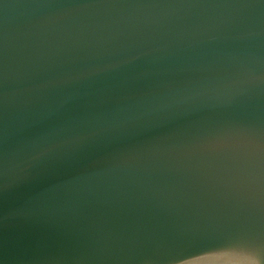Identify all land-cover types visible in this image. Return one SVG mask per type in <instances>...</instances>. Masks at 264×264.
Wrapping results in <instances>:
<instances>
[{
	"label": "water",
	"instance_id": "95a60500",
	"mask_svg": "<svg viewBox=\"0 0 264 264\" xmlns=\"http://www.w3.org/2000/svg\"><path fill=\"white\" fill-rule=\"evenodd\" d=\"M228 244L264 257V0H0V264Z\"/></svg>",
	"mask_w": 264,
	"mask_h": 264
},
{
	"label": "snow or ice",
	"instance_id": "6c2138e0",
	"mask_svg": "<svg viewBox=\"0 0 264 264\" xmlns=\"http://www.w3.org/2000/svg\"><path fill=\"white\" fill-rule=\"evenodd\" d=\"M201 257L214 258L212 264H249L245 257L254 258V264H264V257L242 244L183 249L173 257L172 264H189Z\"/></svg>",
	"mask_w": 264,
	"mask_h": 264
}]
</instances>
